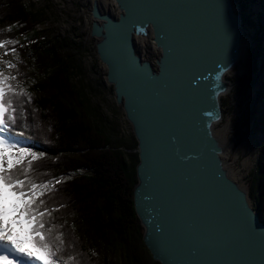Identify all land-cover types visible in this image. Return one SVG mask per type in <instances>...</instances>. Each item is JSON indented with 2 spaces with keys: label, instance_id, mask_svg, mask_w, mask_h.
<instances>
[{
  "label": "water",
  "instance_id": "1",
  "mask_svg": "<svg viewBox=\"0 0 264 264\" xmlns=\"http://www.w3.org/2000/svg\"><path fill=\"white\" fill-rule=\"evenodd\" d=\"M89 0V37L115 105L136 141L132 190L141 239L159 264H264V222L225 160L221 97L243 42L234 0L222 24L234 32L219 53L216 0ZM148 39L154 59L136 50ZM249 209V210H248Z\"/></svg>",
  "mask_w": 264,
  "mask_h": 264
},
{
  "label": "trees",
  "instance_id": "2",
  "mask_svg": "<svg viewBox=\"0 0 264 264\" xmlns=\"http://www.w3.org/2000/svg\"><path fill=\"white\" fill-rule=\"evenodd\" d=\"M234 2L246 26L247 4ZM28 8L23 0H0V39L17 40L16 45H9L15 48L26 41L22 46L25 51H19L20 57L15 56L14 61L20 73L17 79L32 99L24 105L27 115L21 123L25 126L15 130H23L25 139L47 153L35 164L40 179L67 177L55 186L49 206L58 208L54 215L63 225L65 240L74 245L70 251L77 264H159L142 242L132 203L138 161L135 138L130 129L120 135L114 118L92 100L93 87L76 79L80 73L76 55L83 41L39 28L42 15ZM9 25L13 27L9 29ZM17 30L19 35L14 34ZM23 59L32 62V71L19 68ZM249 63L251 74L256 69V53ZM221 107L225 114L226 96L221 97ZM260 159L258 180L248 191L253 208L264 222V150L259 163ZM69 217L73 219L66 223ZM21 219L26 248L43 256L32 243L28 223Z\"/></svg>",
  "mask_w": 264,
  "mask_h": 264
},
{
  "label": "rangeland",
  "instance_id": "3",
  "mask_svg": "<svg viewBox=\"0 0 264 264\" xmlns=\"http://www.w3.org/2000/svg\"><path fill=\"white\" fill-rule=\"evenodd\" d=\"M106 2L108 3L105 0L102 1L103 8L110 9L113 14H116V10ZM240 2L247 4L245 14L248 20L246 26L242 25L243 42L239 62L227 78L235 82L238 77L246 74L247 83L244 87L234 85L223 95L228 98V110L219 123L218 134L227 141L225 160L233 177L248 188L250 184H255L258 180L260 173L258 164L262 163L261 159L259 163V158L264 150V0H240ZM23 3L42 15L44 21L39 28L45 27L50 30V33L59 32L74 40L80 38L83 41L82 50L76 55V62L80 69L76 79L81 80L83 85L88 84L93 87L92 100L100 103L108 116L114 118L119 134H126L129 126L123 118L120 107L114 103L111 89L105 82V69L97 60L94 41L89 37V0H23ZM238 3L235 2V5L239 12ZM19 32L17 30L14 34L19 35ZM24 41L22 40L21 44L16 46L18 57H20L19 51L21 53L25 51L22 47L26 44ZM135 44L137 52L151 60L158 54L151 47L148 39H137ZM255 53L257 54L256 69L249 74L251 70L249 62ZM4 58L15 63V57L10 52ZM26 62L24 59L19 61V68L29 67V71H32L34 69L32 62ZM28 144L39 151L29 141ZM3 193L4 199L0 200V204L10 207L13 211V205L18 204L17 200L6 189ZM14 217L15 211H13L11 224L15 227L21 247L29 251L25 243L26 229L23 220L20 217L17 222ZM72 219L69 217L65 222L68 223Z\"/></svg>",
  "mask_w": 264,
  "mask_h": 264
},
{
  "label": "snow or ice",
  "instance_id": "4",
  "mask_svg": "<svg viewBox=\"0 0 264 264\" xmlns=\"http://www.w3.org/2000/svg\"><path fill=\"white\" fill-rule=\"evenodd\" d=\"M224 0H216L215 22L219 53L230 50L234 32L225 30L222 18L226 9ZM13 25H9V29ZM17 40L0 39V200L4 199V189H8L18 200L13 205L14 219L19 222L23 217L29 225L32 243L43 253V256L25 251L20 243L12 238V229L4 223L5 209L0 206V260L9 264H77L76 256L70 249L73 243L65 240L66 233L61 231L63 225L56 222V207H50L51 195L67 177L40 179L36 162L47 156L45 151L34 150L25 139L21 123L27 115L24 105L31 102V94L21 82L17 66L4 57L10 52L17 55ZM13 70H16L15 75ZM30 139V138H29ZM59 207H63L60 205ZM249 210V209H248Z\"/></svg>",
  "mask_w": 264,
  "mask_h": 264
},
{
  "label": "bare ground",
  "instance_id": "5",
  "mask_svg": "<svg viewBox=\"0 0 264 264\" xmlns=\"http://www.w3.org/2000/svg\"><path fill=\"white\" fill-rule=\"evenodd\" d=\"M0 206H3V208L5 209V214L3 216V220H4V223L7 224L12 229V238L15 239L16 241H18L21 245L20 240L16 236L15 227H13L11 224V221H12L11 219L13 217V211H11V208L8 206L1 205V204H0ZM1 264H9V261L6 262L4 260H1Z\"/></svg>",
  "mask_w": 264,
  "mask_h": 264
}]
</instances>
